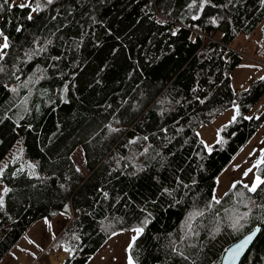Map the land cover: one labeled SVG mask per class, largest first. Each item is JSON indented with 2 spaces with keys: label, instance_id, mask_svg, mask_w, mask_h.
<instances>
[{
  "label": "trees",
  "instance_id": "1",
  "mask_svg": "<svg viewBox=\"0 0 264 264\" xmlns=\"http://www.w3.org/2000/svg\"><path fill=\"white\" fill-rule=\"evenodd\" d=\"M187 3L54 0L47 10L33 13L32 21L25 17L27 9L9 10L4 5L0 30L8 36L10 48L3 50L5 60L0 61L7 69L0 73V161L16 141L23 152L0 177L10 189L0 211V261L35 222L53 218L51 213H61L64 204L69 205L71 218L52 246L58 247L61 238L77 246L72 264H85L112 231L126 232L148 213L149 223L131 249L135 264H212L239 238L225 227L224 210L236 206L233 197L246 190L238 184L231 192L228 188L229 194H223L219 204L211 208L208 204L219 176L264 124V109L250 120L238 117L220 127L224 143L212 144L211 153L199 143L196 131L231 107L232 101L247 116L264 94V81L253 80L238 92L230 82V72L242 61L239 52L230 48L231 42L239 35H251L259 26L262 38L257 52L264 63V7L259 0H231L230 4L212 0L193 21ZM209 17L217 23L211 24ZM157 18L166 23L157 24ZM18 24L23 25L19 33ZM174 28L178 29L175 36ZM36 37L38 45L49 38L52 44L25 62L24 52L36 47L32 44ZM52 56L61 59L51 61ZM37 65L46 70V78L29 85L26 113L12 105L27 90L19 87L11 93L4 85L22 83ZM64 87L67 102L59 99L58 90ZM196 96L207 99L201 104ZM109 125L119 131L109 132ZM77 146L82 148L85 176L71 159ZM25 162L36 165L38 178H29L27 168L12 176ZM259 171L264 175V166ZM177 177L189 187H177ZM165 187L174 190L175 199L161 191ZM103 191L109 193L107 201ZM247 195L257 204L264 203V185ZM195 212L201 215L194 216ZM216 227L220 232H213ZM73 232L81 238L78 245L71 238ZM262 239L256 240L240 264H264ZM173 244L187 260L172 252Z\"/></svg>",
  "mask_w": 264,
  "mask_h": 264
},
{
  "label": "snow or ice",
  "instance_id": "2",
  "mask_svg": "<svg viewBox=\"0 0 264 264\" xmlns=\"http://www.w3.org/2000/svg\"><path fill=\"white\" fill-rule=\"evenodd\" d=\"M212 0H189V3L186 4V8L189 10V12H192L191 19L193 21H196L200 18L201 11L205 8L206 5L211 4ZM229 4L231 3V0H228ZM54 0H20L19 4H15L14 2H9V0H3V4H0V11H3L4 5H7V8L11 10L13 7H18L21 10L27 9L28 11L25 14V17L28 21L33 20V13H41L45 10H47L51 5H53ZM259 3L262 7H264V0H259ZM223 7H228V4L223 5ZM195 9L193 12L192 10ZM3 17H0L2 19ZM52 20L56 19V16L51 17ZM149 19H152V17H149ZM209 20L211 24L215 25L217 23V19L215 17H209ZM156 23L160 25H164L166 23L165 20L163 19H156ZM65 25H61L60 27H64ZM192 27H197L196 24H193ZM23 29V25H17L16 26V32H21ZM60 28H57L56 31H59ZM178 29H172V35L175 36L177 34ZM52 35H55V32L52 33ZM37 40H39V37H36L32 40V44L35 45L36 47L27 49L24 52V57H25V62L31 60L34 56H40L41 53L46 51V48L44 46L46 45H51L52 40L45 39L43 42V45H38ZM79 47V45H77ZM10 48L9 45V38L5 33L0 30V61L5 60V52L3 50H7ZM115 51V49L113 50ZM61 59L60 56H52L51 61H59ZM51 67L53 69H57L58 65L57 64H51ZM13 69H15V65H13ZM7 69L4 67V65L0 64V73H6ZM45 69H42L40 65H37L35 69H33L32 73L22 82L18 83L17 86H10L8 84H5L4 87L8 89L9 92L11 93H16L18 91L19 87H23L26 89V95L23 96L18 102L13 103L12 107H21L24 112L29 111L28 107V99L29 96L31 95L32 89L29 87V85H35L38 81H40L45 77ZM39 73V75H37ZM61 73L59 71L56 72V75L59 76ZM75 73H72L74 75ZM13 77L16 81H20V77L18 75H15V72H13ZM260 81H264V75L259 76L257 78ZM66 83V82H65ZM198 87V86H197ZM197 87L192 88V92L195 93L197 91ZM46 91V90H45ZM65 92H66V87L61 88L58 90L59 94V99L61 102H67L65 98ZM195 99H197L201 104H204L205 98H201L199 96H196ZM48 103H52L51 100L48 101ZM176 103H179V101H176ZM232 109H233V114L231 118L227 121V125H230L234 123L238 117H242L244 120H250L253 117L250 116H244L241 113L240 110V105L237 104V102L232 101ZM37 110H39V105L36 106ZM4 116L7 117L8 113L5 112ZM22 119V117H21ZM119 122V121H117ZM15 123V122H14ZM227 125H222L221 129L227 127ZM28 128H31L32 125L28 124ZM109 132H118L119 129L111 127V125L108 126ZM160 131H166V129H160ZM177 131H180V129H177ZM155 135V133L153 134ZM196 136L199 137V133H196ZM166 138V137H165ZM144 140H148L147 136L143 137ZM216 143H224V139L220 136V130L217 131V139L215 141ZM129 144L135 143V140H129ZM199 143L202 144L205 148V150L209 153L212 152V146L207 144L204 140L200 139ZM147 151V149H145ZM253 151H258L259 156L256 157L250 167L245 168L241 176L242 177H248L249 173L253 172V170H256L254 173L251 182L250 183H243L242 181H232L230 186H229V192H231L233 189L237 187V185H241L243 189L246 190V192H238L236 195L233 197V200L235 201L234 207H231L230 209H225V219L223 221L225 227L229 230L230 235H238V239L228 248L224 250V252L221 254L219 259H216L212 262V264H235L237 258L240 256L241 252L247 249L249 246H254L255 242L257 239H261L264 237V203L257 204L251 193H256L258 188L262 185H264V175L260 173V168L264 166V148H259V149H254ZM23 152V148H19L17 151L13 152L10 156V160L14 163L20 158V154ZM159 155V153H157ZM199 155V154H197ZM251 156L252 153H249ZM7 164L5 163L4 165H0V177L3 176L5 172V167ZM127 167V165H125ZM133 167H136L135 164H133ZM240 165H233V168H239ZM25 168L28 169L27 175L29 178L33 177H39V174L36 172V165L31 162H25L24 164L21 165V167L17 170L12 172V176L15 177L18 172H23ZM139 170V169H137ZM76 171L79 172L80 169L77 167ZM130 175H135V172L130 173ZM68 177L65 176V180H67ZM218 182V181H217ZM0 183H2V180H0ZM192 184L196 183V180L193 179L191 181ZM176 184L177 187L183 185L185 189L189 187L188 184L184 183L179 177L176 178ZM59 187L61 189H65L64 184H60ZM10 191V189L7 186H4L3 188H0V211H3L5 208V194H7ZM97 191H101L100 189H97ZM161 191L163 193H166L169 196H173V199H175L173 195V189L171 188H162ZM229 192L224 193L225 196L229 194ZM215 189H213V196L211 198V201L208 204V208H211L213 204H219L220 200L214 195ZM247 193V194H246ZM185 195H187V192H185ZM102 196L104 200L109 199V193L107 191L102 192ZM238 197V199H237ZM178 202V201H177ZM98 203V202H97ZM152 203H155V201H152ZM241 207L244 209L241 211ZM68 209L69 205L64 204L63 205V211L60 213L62 216H67L68 215ZM80 210L77 209V212ZM141 211H146V209H141ZM51 215H56L55 212L51 213ZM151 213H148V216H150ZM194 216H199L201 215L200 212H195L193 213ZM148 216H146L138 226L131 227L128 229V231L132 232L133 235L130 237V240L126 246L125 251L128 252L129 254L127 255V264H135L134 257L131 255V249L134 246V243L137 241L138 237L142 235L145 231L146 225L149 223ZM71 218V217H69ZM11 220V217H9ZM44 224L47 226L49 233L51 234V239L52 241H56L57 237L56 234L52 231V225L50 221L44 217L42 218ZM107 219V218H105ZM191 219V217L189 218ZM110 227V225L105 226ZM191 227V225H189ZM220 228L216 227L213 229L214 233L220 232ZM119 231L123 232L125 229L121 228ZM198 235V233H196ZM111 235L115 236L117 235L116 231H112ZM71 238L77 242V245L80 242V236L77 235L75 232L71 234ZM213 239H215V236H212ZM24 239L27 241L28 244L34 245L37 249H40L43 251L41 248L40 244H37L36 241L32 240L28 236H25ZM181 240L185 239V236L182 235L180 237ZM262 243H264V239L261 240ZM56 245L54 244L53 247ZM191 246V245H190ZM17 248L20 249V251H23L25 253H29L30 250L27 248H21L20 245H16ZM59 247L62 249L64 253H66L65 260L67 261V264H72V261L75 259V254L78 251L77 246L69 245L67 244L62 238L59 241ZM172 252L175 254H178L181 256L183 259H188L187 256L184 255L183 251H178L175 244L172 245ZM33 258H35V253H30ZM92 257L88 256L87 260H91ZM85 264H87V261H85Z\"/></svg>",
  "mask_w": 264,
  "mask_h": 264
},
{
  "label": "rangeland",
  "instance_id": "3",
  "mask_svg": "<svg viewBox=\"0 0 264 264\" xmlns=\"http://www.w3.org/2000/svg\"><path fill=\"white\" fill-rule=\"evenodd\" d=\"M18 3H20V0H18ZM261 38L262 32L261 27L259 26L251 35H239L231 42L230 48L242 55L241 63L230 72V82L234 92H238L246 88L251 81L264 75L263 58L257 52L258 42ZM263 96L264 94L255 105H259L264 101V99L261 100ZM253 110L255 111V108H253ZM232 114L233 109L231 106L225 111L219 113L211 122L200 125L196 131L199 133V138L204 140L209 145L214 144L217 139V131L222 125L227 124V121L231 118ZM263 131L264 124L255 136L238 152V154L232 159L230 165L219 176L214 193L218 199L221 198V196L228 190L232 181H242L243 183L251 182L255 170L249 173L248 177H242L241 173L245 168L250 167L252 161L259 156L258 151H253L251 149L254 143L257 144L256 141L259 139V136ZM19 148V141H16L11 149L8 150L6 155L1 159L0 165L12 162L10 160V156ZM261 148H264V146L262 145ZM256 149H259V147ZM249 153H252V155L250 156ZM71 159L85 176L87 174V169L84 167V157L81 146H77L74 149L71 154ZM233 165H240V167L234 169ZM4 186V184L0 183V188H3ZM48 220L52 225V231L57 237L68 223L69 218L58 213L53 218ZM131 233L132 232L130 231H126L118 232L115 236L112 235L110 239L100 248V250L91 256L92 259L88 260L87 264H127L126 258L128 253L125 249ZM25 236H28L32 240L36 241L37 244H40L43 250L48 248L50 243L54 242L51 239V234L49 233L47 226L44 224L43 219H40L25 232L20 242L17 244L20 245L21 248L29 249L30 252L25 253L20 251V249L15 245L0 261V264H31L34 258L30 253L42 252L34 245L28 244L24 239ZM52 261V264H58L57 261Z\"/></svg>",
  "mask_w": 264,
  "mask_h": 264
},
{
  "label": "crops",
  "instance_id": "4",
  "mask_svg": "<svg viewBox=\"0 0 264 264\" xmlns=\"http://www.w3.org/2000/svg\"><path fill=\"white\" fill-rule=\"evenodd\" d=\"M263 99H264V96L261 98V100H263ZM253 108H255V111L253 110ZM253 108L248 112V114H250V115H247V116H252V115H256V114L260 113L261 110L264 109V101L259 105H254ZM256 142H257V144L254 143L251 150H254L257 147L261 148L262 145L264 146V131L260 134L259 139ZM20 240H19V242H20ZM52 243H50L48 248H45L42 252L35 253V258L31 264H52V262H53L52 260L57 261L58 264H63L65 262L66 253H64L59 246L53 247Z\"/></svg>",
  "mask_w": 264,
  "mask_h": 264
},
{
  "label": "water",
  "instance_id": "5",
  "mask_svg": "<svg viewBox=\"0 0 264 264\" xmlns=\"http://www.w3.org/2000/svg\"><path fill=\"white\" fill-rule=\"evenodd\" d=\"M232 244H233V243H232ZM232 244H231V245H232ZM231 245H229L228 247H230ZM228 247H227V248H228ZM251 247H252V246H249L247 249H245L244 251L241 252V254H240V256L237 258L235 264H240L242 258L248 253V251L250 250Z\"/></svg>",
  "mask_w": 264,
  "mask_h": 264
},
{
  "label": "bare ground",
  "instance_id": "6",
  "mask_svg": "<svg viewBox=\"0 0 264 264\" xmlns=\"http://www.w3.org/2000/svg\"><path fill=\"white\" fill-rule=\"evenodd\" d=\"M102 126V125H101ZM130 139V138H129ZM125 140V139H124ZM142 146V145H141ZM162 207V206H161ZM165 209V208H164Z\"/></svg>",
  "mask_w": 264,
  "mask_h": 264
}]
</instances>
